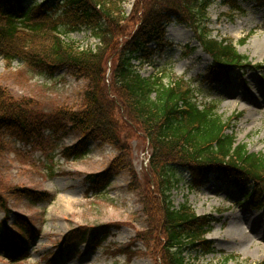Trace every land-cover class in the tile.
I'll use <instances>...</instances> for the list:
<instances>
[{"label":"trees","instance_id":"obj_1","mask_svg":"<svg viewBox=\"0 0 264 264\" xmlns=\"http://www.w3.org/2000/svg\"><path fill=\"white\" fill-rule=\"evenodd\" d=\"M254 1L264 8V0ZM126 2L0 0V56L20 60L48 76L67 68L77 79L87 81L84 108L63 105L51 112L40 109L32 97H14L0 84V135L6 131L28 142L43 137L47 130L60 137L80 134L82 139L64 151L69 159L87 156L89 142L112 145L119 154L104 172L88 176L94 190L105 189L114 176L131 168L128 136L144 140L150 150L149 167L158 179L157 183L151 181L154 193L144 200L149 221L156 224L148 233L150 240L164 249L166 264H188L193 255L216 252L214 243L205 237L215 219L196 214L187 203L172 204L168 191L176 184L175 172L188 174L198 188L213 181L231 187L244 198L242 202L264 212V154L249 152L246 145L237 143L233 123L242 113L224 119L216 104L200 105L196 90L184 79L165 71L144 76L135 71L132 61L152 62L156 54L173 47L166 38L168 27L182 25L192 30L213 59L204 82L229 83L236 70L246 72L247 57L232 40L212 37L208 8L215 2L242 8L239 0H135L126 17ZM125 20L133 26L131 31ZM84 30L100 40L95 49H82L61 36ZM15 190L30 199L44 193ZM6 203L0 193L3 209ZM13 226L0 222V250L11 252L13 261L22 260L28 256L25 237L37 230L25 217L17 218ZM74 231L73 237H78L73 240L96 244L98 229ZM15 237L22 240L16 242ZM61 248L60 253L65 254V244Z\"/></svg>","mask_w":264,"mask_h":264},{"label":"rangeland","instance_id":"obj_2","mask_svg":"<svg viewBox=\"0 0 264 264\" xmlns=\"http://www.w3.org/2000/svg\"><path fill=\"white\" fill-rule=\"evenodd\" d=\"M134 2L127 0L124 4L126 17ZM239 2L242 10L215 2L208 8V15L212 37L232 40L247 57L251 67L243 77L236 71L229 83L204 82L212 59L192 31L177 24L170 25L166 35L173 47L156 54L152 62L132 63L144 76L165 71L184 79L198 92L200 105L217 104L216 111L224 119L242 113L233 123L237 143L246 145L249 152L264 154V8L254 0ZM124 25L129 31L133 29L129 21ZM63 38L85 49L96 48L99 43L90 30L63 32ZM187 46L194 50L189 51ZM111 69L110 60L108 74ZM0 84L16 98L36 99L45 112L63 105L74 110L84 108L87 81L77 79L67 68L51 77L20 61L7 66L0 57ZM128 137L131 168L114 176L105 189L94 190L88 176L104 172L119 154L112 145L89 142L87 156L69 159L64 151L82 139L80 134L60 137L47 130L43 137L27 142L3 131L0 193L7 208L0 206V222L14 227L17 218L25 217L37 231L25 237L27 258L13 261L11 252L0 250V264H54L53 259L57 264H166L164 249L148 234L156 224L149 221L144 200L154 193L151 181L158 180L149 167L150 150L144 140ZM174 178L176 184L168 191L172 204L178 207L187 203L197 214L215 219L207 239L214 243L216 252L193 255L188 264H264L263 211L251 209L236 190L216 181L198 188L184 172H175ZM18 187L44 193L30 199L17 193ZM235 226L242 228L243 235L235 232ZM80 227L99 230L96 244L73 240L78 237H73L74 230ZM63 244L65 254L60 253Z\"/></svg>","mask_w":264,"mask_h":264},{"label":"bare ground","instance_id":"obj_3","mask_svg":"<svg viewBox=\"0 0 264 264\" xmlns=\"http://www.w3.org/2000/svg\"><path fill=\"white\" fill-rule=\"evenodd\" d=\"M242 228H238V226H235V230H237V231H235L236 233H239L240 232V234H242L243 235V230H241ZM239 231V232H238Z\"/></svg>","mask_w":264,"mask_h":264}]
</instances>
